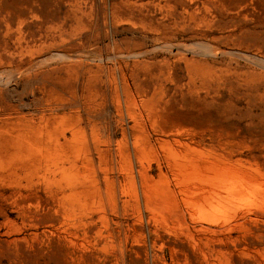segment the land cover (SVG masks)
Returning <instances> with one entry per match:
<instances>
[{
	"label": "rangeland",
	"instance_id": "obj_1",
	"mask_svg": "<svg viewBox=\"0 0 264 264\" xmlns=\"http://www.w3.org/2000/svg\"><path fill=\"white\" fill-rule=\"evenodd\" d=\"M118 1L0 0V264H264V0Z\"/></svg>",
	"mask_w": 264,
	"mask_h": 264
},
{
	"label": "bare ground",
	"instance_id": "obj_2",
	"mask_svg": "<svg viewBox=\"0 0 264 264\" xmlns=\"http://www.w3.org/2000/svg\"><path fill=\"white\" fill-rule=\"evenodd\" d=\"M118 1V0H117ZM131 1H132V3H131ZM136 1L137 0H120V2L118 1L117 3H118V8H117V10L115 11V16H117V17H134L136 14H140V13H138V12H136V10H135V3H136ZM189 1V0H188ZM175 2L176 3H178L180 6H181V9H182V11L183 12H188L191 16L192 15H194V17H195V13L197 12V11H195L194 10V8H192L191 9V5H190V3L189 2H187V1H185V0H175ZM207 2H208V0H207ZM207 2H206V4H207ZM120 3V4H119ZM131 3V4H130ZM209 3V2H208ZM219 3V2H218ZM141 5V4H140ZM174 5V4H173ZM209 5V4H208ZM211 5V4H210ZM113 6V5H112ZM207 6V5H206ZM198 8V7H197ZM196 9V8H195ZM227 9V8H226ZM66 12V11H65ZM180 13V12H179ZM182 13V12H181ZM237 13V12H236ZM68 14V13H67ZM73 14V13H72ZM74 15V14H73ZM180 15V14H179ZM201 15H203V14H201ZM75 16V15H74ZM73 16V17H74ZM82 16V15H81ZM137 16V15H136ZM138 16H141V18H144V16L141 14V15H138ZM182 16V15H181ZM241 16V15H240ZM72 17V18H73ZM80 17V16H79ZM205 17H206V15H205ZM239 17V16H238ZM244 17V16H243ZM77 18V17H76ZM200 18H201V16H200ZM216 18V17H215ZM81 19H82V17H81ZM84 19V18H83ZM182 19V18H181ZM193 19V18H192ZM235 19V18H234ZM239 19V18H238ZM79 20H80V18H79ZM172 20V19H171ZM182 20H184V19H182ZM198 20V19H197ZM236 20V19H235ZM81 21V20H80ZM229 21V23H232V25H235V22L234 21H232L231 19L230 20H228ZM175 22V21H174ZM180 22V21H179ZM199 22H201V21H199ZM225 22H227V21H225ZM236 22H238V21H236ZM72 23V22H71ZM204 23V22H203ZM245 23V22H244ZM224 24V23H223ZM162 25V24H161ZM231 26V24H228L227 26ZM215 26V25H214ZM160 27V26H159ZM229 28V27H228ZM227 29V28H226ZM242 31V30H241ZM253 32V31H252ZM254 36V35H253ZM256 36V35H255ZM240 37V36H239ZM260 37V36H259ZM252 38V37H251ZM250 37L248 38L249 39V41H252V42H254L255 41V39L254 38H252L251 39ZM262 38V37H261ZM260 38V39H261ZM219 39V38H218ZM222 39V38H221ZM259 38H257V40H258ZM239 40V39H238ZM247 40V39H246ZM263 40V39H262ZM242 41V40H241ZM244 41V40H243ZM256 42V41H255ZM253 44H255V43H253ZM240 45H241V43H240ZM237 46V45H236ZM254 46V45H253ZM243 48V47H242ZM258 49V48H257ZM245 51V50H244ZM262 216V215H261ZM258 217V216H257ZM263 218V217H262ZM264 220V219H263ZM264 229V228H263ZM222 250V249H221ZM245 258V257H244ZM249 260H252V259H249ZM246 262V261H245ZM244 262V263H245ZM252 262V261H251ZM247 263V262H246Z\"/></svg>",
	"mask_w": 264,
	"mask_h": 264
}]
</instances>
